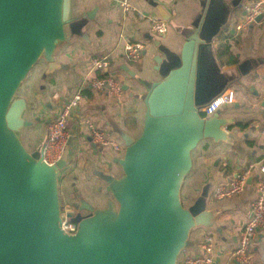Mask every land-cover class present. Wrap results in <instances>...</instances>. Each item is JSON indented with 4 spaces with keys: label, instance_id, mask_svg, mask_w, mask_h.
Listing matches in <instances>:
<instances>
[{
    "label": "water",
    "instance_id": "95a60500",
    "mask_svg": "<svg viewBox=\"0 0 264 264\" xmlns=\"http://www.w3.org/2000/svg\"><path fill=\"white\" fill-rule=\"evenodd\" d=\"M195 2L185 24L157 7L167 34L175 37L168 43L147 36L152 78L122 68L141 88H120L141 104V121L131 134L105 116L107 135L116 136L124 152L115 156L92 146L112 167L110 172L90 168V176L103 183L105 203L98 208L80 194L64 205L59 180L69 168L73 131L59 159L47 163L48 133L32 148L23 140L34 124L28 119L30 102L20 94L40 61L47 65L45 80L64 68L55 61L64 44L91 43L88 29L98 7L77 13L74 0H0V264H178L182 253L195 247L193 231L222 233L217 217L225 208L211 207L208 200L213 182L188 206L182 187L202 142L231 141L234 120L221 117L220 110L205 118L202 109L230 86L242 85L262 60L223 68L217 56L215 41L245 0ZM263 19L264 12L254 23ZM64 217L77 226L75 233L63 230Z\"/></svg>",
    "mask_w": 264,
    "mask_h": 264
},
{
    "label": "crops",
    "instance_id": "0c3cea01",
    "mask_svg": "<svg viewBox=\"0 0 264 264\" xmlns=\"http://www.w3.org/2000/svg\"><path fill=\"white\" fill-rule=\"evenodd\" d=\"M121 1L74 0L77 13L98 7L97 16L88 29L91 43L73 39L64 44L55 56L56 63L64 68L47 76L45 80H42V75L47 65L39 62L35 67L36 71H33L34 68L29 74L28 87L23 92L30 102L28 119L34 124L28 128V133H31L28 137L32 140L28 146L32 148L47 136L48 126L59 113L62 102L83 88L80 107L68 125L69 137L73 131L69 168L61 174L59 180L64 205L75 201L77 194L98 208L105 203L104 195L100 191L103 183L90 176L89 171L90 168H96L110 172L112 167L92 147L84 120L93 122L106 134L109 132L105 126L106 115L113 116L131 134L138 132L141 121V104L122 89V95L116 97L108 90L97 91L89 86L83 87V82L92 78L88 74L90 58L108 56L110 66L107 74L104 72L103 75L113 77L120 88L128 86L133 92H141V88L122 68L127 66L145 78L154 76L150 70L153 47L147 36L154 37L151 33V22L161 19L157 7H161L178 24H185L196 10L195 0H128L133 11L124 15L120 9ZM252 1L245 0L244 5ZM244 16L243 10L235 11L228 28L218 36L215 41L218 59L223 68L256 58L261 59L262 64L242 78V85L228 88L235 91L236 102L223 107L220 116L234 120V125L229 130L230 144L214 145L205 141L193 152V168L182 187V192L186 186L190 190L189 204L209 181L213 182L211 191L215 187H227L247 165L264 159V19L237 30L236 26ZM174 37L169 32L161 39L171 43ZM129 43H140L144 46L136 63L128 62L124 56V46ZM110 137L119 141L114 135ZM254 175L251 184L246 185L241 195L209 201L211 207L225 208L217 217L222 233L196 229L191 234V239L196 242L195 247L184 251L181 260L186 256L200 254L204 235L211 234L216 242L213 264H238L231 258L230 252L236 247L242 227L250 217V204L255 198L258 183V175ZM250 253L253 264H264V233L256 235Z\"/></svg>",
    "mask_w": 264,
    "mask_h": 264
},
{
    "label": "built area",
    "instance_id": "2783aa9c",
    "mask_svg": "<svg viewBox=\"0 0 264 264\" xmlns=\"http://www.w3.org/2000/svg\"><path fill=\"white\" fill-rule=\"evenodd\" d=\"M120 9L125 15L133 11V7L128 0L120 2ZM245 16L236 29H244L249 24L254 23L255 18L264 12V0H253L243 6ZM168 32L166 22L162 19L151 22V33L158 38L165 36ZM144 46L140 43H129L124 46V56L130 63H136L140 59ZM88 74L91 79L85 80V87H91L97 91L108 90L110 94L119 97L122 95L120 85L113 77L103 75L105 69L110 66L108 56H98L90 58L88 62ZM98 73L99 75H94ZM83 89V88H82ZM82 89L77 90L72 97L62 102L59 113L53 122L48 126V142L44 152V159L47 163L56 162L62 152L63 147L69 139L68 125L76 115L83 99ZM236 102V93L233 89H226L220 96L213 100L207 107L202 109L205 118L212 116L225 106H231ZM84 126L89 132L92 144L104 150L111 151L115 156H121L124 152L123 145L108 136L103 130L88 119L84 120ZM252 174L258 175L255 198L250 204V217L243 225L236 247L230 252L231 258L238 264H253L250 253L254 238L259 233H264V159L255 164H249L244 171L238 173L227 187H215L209 194L208 200L217 201L241 195L247 185V180ZM62 228L68 234H73L77 226L67 217L63 218ZM211 234H205L201 245V253L194 256L184 257L179 264H213L216 245Z\"/></svg>",
    "mask_w": 264,
    "mask_h": 264
},
{
    "label": "rangeland",
    "instance_id": "374dc122",
    "mask_svg": "<svg viewBox=\"0 0 264 264\" xmlns=\"http://www.w3.org/2000/svg\"><path fill=\"white\" fill-rule=\"evenodd\" d=\"M40 62H42V61H40ZM33 71H36V68ZM27 87H28V77H27V80L25 81V83L22 85V88L20 89L21 90L20 94H24L23 92L25 91V89ZM29 131H28V129H26L25 132H24V136H23V140H24V142L26 143L27 146L29 144H31L29 141L32 142V140H29L30 138L28 137V135L31 134V133H28ZM73 189H74V192H75V187ZM181 198H182V203L184 204V206H188V204L190 203V190H189L188 186H186L183 189V192L181 194Z\"/></svg>",
    "mask_w": 264,
    "mask_h": 264
},
{
    "label": "trees",
    "instance_id": "16d2710c",
    "mask_svg": "<svg viewBox=\"0 0 264 264\" xmlns=\"http://www.w3.org/2000/svg\"><path fill=\"white\" fill-rule=\"evenodd\" d=\"M248 166V165H247Z\"/></svg>",
    "mask_w": 264,
    "mask_h": 264
}]
</instances>
